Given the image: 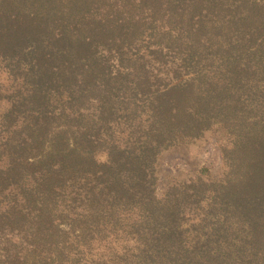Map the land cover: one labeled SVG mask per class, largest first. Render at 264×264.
I'll list each match as a JSON object with an SVG mask.
<instances>
[{
    "label": "trees",
    "instance_id": "16d2710c",
    "mask_svg": "<svg viewBox=\"0 0 264 264\" xmlns=\"http://www.w3.org/2000/svg\"><path fill=\"white\" fill-rule=\"evenodd\" d=\"M0 264H264V0H0Z\"/></svg>",
    "mask_w": 264,
    "mask_h": 264
},
{
    "label": "rangeland",
    "instance_id": "374dc122",
    "mask_svg": "<svg viewBox=\"0 0 264 264\" xmlns=\"http://www.w3.org/2000/svg\"><path fill=\"white\" fill-rule=\"evenodd\" d=\"M205 168L216 176L223 169L214 136L211 134L197 141L177 144L163 150L155 162L158 177L155 196L162 198L167 188L175 182L195 180L200 170Z\"/></svg>",
    "mask_w": 264,
    "mask_h": 264
}]
</instances>
